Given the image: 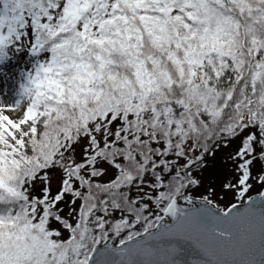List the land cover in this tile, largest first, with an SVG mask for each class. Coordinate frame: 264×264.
I'll return each mask as SVG.
<instances>
[{
  "label": "snow or ice",
  "instance_id": "snow-or-ice-1",
  "mask_svg": "<svg viewBox=\"0 0 264 264\" xmlns=\"http://www.w3.org/2000/svg\"><path fill=\"white\" fill-rule=\"evenodd\" d=\"M17 54L0 264H264V0H0Z\"/></svg>",
  "mask_w": 264,
  "mask_h": 264
},
{
  "label": "rangeland",
  "instance_id": "rangeland-1",
  "mask_svg": "<svg viewBox=\"0 0 264 264\" xmlns=\"http://www.w3.org/2000/svg\"><path fill=\"white\" fill-rule=\"evenodd\" d=\"M29 58L21 55V54H17L14 59H12L11 61H9L7 64L2 66V70L4 75H0V87L8 90V89H13L16 86V82L19 78V71L21 69H24L26 67H29ZM10 100L8 99V97H5V103H9ZM9 115H12L13 117H15L17 114L16 113H7ZM211 177L214 179H217V173L216 171H212L210 173ZM220 175V174H219ZM223 179H221L217 185H216V191H217V203L220 204V206H226L229 205L234 201L233 195L231 193H224L221 192L219 184ZM208 182V178L206 175V179H205V186L207 185ZM201 191H203V189H201ZM256 193L253 192V195H255ZM224 204V205H223Z\"/></svg>",
  "mask_w": 264,
  "mask_h": 264
},
{
  "label": "water",
  "instance_id": "water-1",
  "mask_svg": "<svg viewBox=\"0 0 264 264\" xmlns=\"http://www.w3.org/2000/svg\"><path fill=\"white\" fill-rule=\"evenodd\" d=\"M168 222L170 223L171 221ZM162 243H175L181 249V259L184 264H191L192 260H202L205 264H212L211 257L205 256L191 240L185 241L181 238H171L162 241Z\"/></svg>",
  "mask_w": 264,
  "mask_h": 264
},
{
  "label": "trees",
  "instance_id": "trees-1",
  "mask_svg": "<svg viewBox=\"0 0 264 264\" xmlns=\"http://www.w3.org/2000/svg\"><path fill=\"white\" fill-rule=\"evenodd\" d=\"M213 171H216V173H217V179H214L213 178V180H214V182L216 183V185H217V183L221 180V179H223V174H222V172H220L219 170H213ZM220 174V175H219ZM253 194V193H252ZM197 195H199V193H197ZM224 205V204H223ZM221 207H223V206H221Z\"/></svg>",
  "mask_w": 264,
  "mask_h": 264
}]
</instances>
